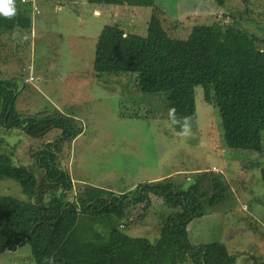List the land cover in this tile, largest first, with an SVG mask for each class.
<instances>
[{
	"label": "rangeland",
	"instance_id": "374dc122",
	"mask_svg": "<svg viewBox=\"0 0 264 264\" xmlns=\"http://www.w3.org/2000/svg\"><path fill=\"white\" fill-rule=\"evenodd\" d=\"M23 6L33 11V26L1 36L0 80L18 83L16 107L21 113H38L40 118L63 113L82 123L83 132L66 143L62 156L74 181L69 197L80 211L77 195L86 184L124 193L146 180L173 179L187 187L201 173L215 172L227 183L229 193L219 207L189 224L191 242L221 240L227 264L233 256L236 264L264 263V151L226 146L220 110L205 99L202 86L196 87L193 134L180 138L178 129L166 126L163 94L139 91L131 73L95 78L96 43L102 28L119 23L127 32L145 35L154 8L124 0H29ZM156 6L174 38H187L195 25L216 21L235 25L247 44L253 43L252 34H264V0H227L223 7L215 0H156ZM121 111L137 112L140 118L121 116ZM19 133L0 127L1 147L29 165V148L38 143ZM60 134L54 128L42 141ZM3 194L28 199L13 179L0 180ZM152 200L147 211L137 207L121 222L110 214L80 212L71 235L105 244L111 228L118 226L154 242L166 216L175 209L161 198ZM0 264L36 262L30 244H24L1 253Z\"/></svg>",
	"mask_w": 264,
	"mask_h": 264
},
{
	"label": "trees",
	"instance_id": "16d2710c",
	"mask_svg": "<svg viewBox=\"0 0 264 264\" xmlns=\"http://www.w3.org/2000/svg\"><path fill=\"white\" fill-rule=\"evenodd\" d=\"M124 1L154 8L147 33L127 32L119 23L105 25L96 43L95 78L131 73L139 91L164 95L167 115L175 107L178 116L192 119L197 116L196 87L202 86L205 99L220 110L226 146L262 153L264 34H252L253 43L247 44L235 25L216 21L195 25L187 38H174L164 27L156 0ZM215 1L223 7L227 0ZM24 4L16 0L15 19L0 17V41L3 34L32 28L33 11ZM17 97L18 83L0 80L1 128L40 141L54 128L61 134L42 143L31 138L38 145L29 148V165L15 160L14 151H4L0 141V180L17 181L28 196L23 200L0 195V254L30 244L36 264H227L221 240L193 244L188 233L195 218L215 210L229 193L227 183L215 172L201 173L187 187L173 179L146 180L124 193L86 184L77 195L80 211L69 197L74 181L62 156L66 143L83 132L82 123L63 113L43 118L38 113L23 114L16 107ZM120 115L140 118L137 112ZM262 173L264 178V168ZM152 197L175 209L166 216L154 242L118 226L111 228L105 244L71 235L80 212L110 214L121 222L137 207L147 211ZM228 264H236V257L229 258Z\"/></svg>",
	"mask_w": 264,
	"mask_h": 264
},
{
	"label": "clouds",
	"instance_id": "9594fccd",
	"mask_svg": "<svg viewBox=\"0 0 264 264\" xmlns=\"http://www.w3.org/2000/svg\"><path fill=\"white\" fill-rule=\"evenodd\" d=\"M18 15L16 0H0V17L5 19H15ZM167 127L178 129L177 136L189 138L192 136V118L190 116H178L177 109L171 107L168 110Z\"/></svg>",
	"mask_w": 264,
	"mask_h": 264
},
{
	"label": "built area",
	"instance_id": "2783aa9c",
	"mask_svg": "<svg viewBox=\"0 0 264 264\" xmlns=\"http://www.w3.org/2000/svg\"><path fill=\"white\" fill-rule=\"evenodd\" d=\"M23 2H28L29 0H22ZM31 79H33V77H31ZM185 179L186 180H190V176L189 175H187V176H185ZM246 208V207H245Z\"/></svg>",
	"mask_w": 264,
	"mask_h": 264
},
{
	"label": "crops",
	"instance_id": "0c3cea01",
	"mask_svg": "<svg viewBox=\"0 0 264 264\" xmlns=\"http://www.w3.org/2000/svg\"><path fill=\"white\" fill-rule=\"evenodd\" d=\"M185 180V179H184Z\"/></svg>",
	"mask_w": 264,
	"mask_h": 264
}]
</instances>
